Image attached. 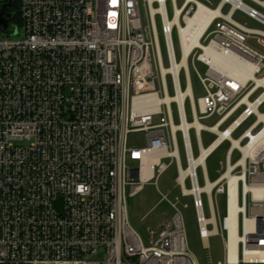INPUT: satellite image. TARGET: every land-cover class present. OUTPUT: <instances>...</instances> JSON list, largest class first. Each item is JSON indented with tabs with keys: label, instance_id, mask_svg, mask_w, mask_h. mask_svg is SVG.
Here are the masks:
<instances>
[{
	"label": "built area",
	"instance_id": "built-area-1",
	"mask_svg": "<svg viewBox=\"0 0 264 264\" xmlns=\"http://www.w3.org/2000/svg\"><path fill=\"white\" fill-rule=\"evenodd\" d=\"M19 18L16 38L0 39V264H199L175 203L146 242L129 224L127 198L156 180L163 159L175 163L203 247L221 239L222 259L207 264H264V145L239 147L251 148L264 126V52L249 44L264 42V0H19ZM219 54L245 72L218 78ZM190 66L204 90L196 100ZM211 117L212 126L200 123ZM202 131L214 135L206 148ZM133 134L142 147H130ZM223 142V171L210 182L206 161ZM213 195L224 198L223 214Z\"/></svg>",
	"mask_w": 264,
	"mask_h": 264
},
{
	"label": "rangeland",
	"instance_id": "rangeland-1",
	"mask_svg": "<svg viewBox=\"0 0 264 264\" xmlns=\"http://www.w3.org/2000/svg\"><path fill=\"white\" fill-rule=\"evenodd\" d=\"M214 5L217 0H212ZM177 3H180L178 1ZM168 15L171 16L170 4H167ZM226 11V9L224 10ZM142 21H145V15L141 11ZM234 19L241 24L246 25L249 28L263 29L260 25L249 19L247 16L240 12H236ZM158 30V39L160 45V53L163 59V65L166 67L165 60V49L163 45L162 36L159 33L160 22L158 18L155 21ZM15 28V27H14ZM16 29V28H15ZM16 31V30H15ZM7 37L16 38L14 35L0 33V39ZM20 37V35H19ZM173 40L176 42L175 34H173ZM249 44L264 52V42L258 39H250ZM176 57L178 54L176 52ZM195 68L199 73H202L204 67L200 64H195ZM190 84L194 100L200 98L204 95L203 87L197 78L194 69L190 66ZM181 86L184 88V81L181 79ZM258 91L255 96L259 93ZM171 93V92H170ZM254 96V97H255ZM253 97V98H254ZM251 98V100L253 99ZM187 121H191V115L189 110V103L185 105ZM264 111V105L259 109V112ZM216 117H211L206 120L200 121L201 124L205 126H212L216 122ZM254 121V118L248 119L233 135V139L238 138L244 130H246ZM174 122L177 123V118L174 115ZM190 141L192 145L193 155H197V147L195 143V135L191 130L189 133ZM201 142L204 148H206L213 140L214 135L209 134L205 131L200 133ZM179 156L181 165L185 168V158L183 153V148L181 144L180 136L177 134ZM129 145L133 148H139L144 145L142 134H133L129 137ZM229 147L228 142H223L218 148L209 156L206 161V172L210 182L214 181L219 174L223 171L224 158ZM238 158V154L235 152L232 155V161ZM163 163L167 164V168L157 176L155 181L148 182L144 184L143 189L136 196L127 198V216L131 227L138 233L140 238L146 242L148 230L157 229L168 220H171L175 212L170 207L169 203H175L180 216L182 218L183 226L186 232V243L188 250L192 253L199 264H207L209 261L215 262L222 259V245L221 239L218 236H212L208 240L209 248L203 247V244L198 236V229L195 220V214L191 206L190 199L183 197L181 195L180 189L176 184L177 171L176 166L173 161L169 159H163ZM199 185H203L201 173H198ZM186 188H189L188 183H186ZM214 203L219 205V212L223 214L224 212V198L222 196L212 197ZM204 213L208 215V206L206 197L202 198ZM185 206V207H184Z\"/></svg>",
	"mask_w": 264,
	"mask_h": 264
},
{
	"label": "bare ground",
	"instance_id": "bare-ground-1",
	"mask_svg": "<svg viewBox=\"0 0 264 264\" xmlns=\"http://www.w3.org/2000/svg\"><path fill=\"white\" fill-rule=\"evenodd\" d=\"M218 65H219V68H218ZM213 68H214L213 71L215 72V75L218 78H220L223 75H229L231 77H234L235 76V72L244 71L240 67V64L237 61H235L229 55H224V54H219V55L216 56L215 59L213 58ZM260 83L264 84L263 81H261ZM187 92L191 94V87L190 86H189V89H188ZM263 97H264V95L260 99H262ZM252 107L255 108V105H253ZM256 114H257V117H258L257 118L258 119L257 123H259V122H263L264 123V113H261V112L257 111ZM194 126L197 129H199L201 127V125L198 122H196L194 124ZM259 130L260 131L257 134L255 141L252 143L251 148H247L246 149V148H243L242 146H239L240 149H242L243 152H245L247 154H250L253 151L259 150L260 149V146L264 145V126H260V129ZM248 135L250 137L253 136L252 134H248ZM233 144L234 145H237L238 142L233 140ZM149 162L154 163L155 162V159L154 158H150L149 159ZM150 174L146 173L145 174L146 177H144V178L150 177L151 176Z\"/></svg>",
	"mask_w": 264,
	"mask_h": 264
},
{
	"label": "water",
	"instance_id": "water-1",
	"mask_svg": "<svg viewBox=\"0 0 264 264\" xmlns=\"http://www.w3.org/2000/svg\"><path fill=\"white\" fill-rule=\"evenodd\" d=\"M8 6L9 4L0 5V33L4 34H9L11 32L12 27L10 23L14 18L12 13L6 12Z\"/></svg>",
	"mask_w": 264,
	"mask_h": 264
},
{
	"label": "trees",
	"instance_id": "trees-1",
	"mask_svg": "<svg viewBox=\"0 0 264 264\" xmlns=\"http://www.w3.org/2000/svg\"><path fill=\"white\" fill-rule=\"evenodd\" d=\"M10 13L14 15L13 20L11 21L12 25L19 26L20 25V18H19V0H14Z\"/></svg>",
	"mask_w": 264,
	"mask_h": 264
},
{
	"label": "flooded vegetation",
	"instance_id": "flooded-vegetation-1",
	"mask_svg": "<svg viewBox=\"0 0 264 264\" xmlns=\"http://www.w3.org/2000/svg\"><path fill=\"white\" fill-rule=\"evenodd\" d=\"M13 2H14V0H0V5L9 4V6L6 9V12H9Z\"/></svg>",
	"mask_w": 264,
	"mask_h": 264
}]
</instances>
